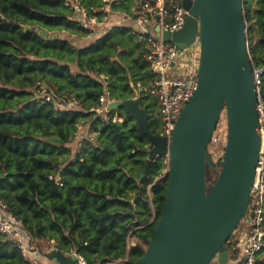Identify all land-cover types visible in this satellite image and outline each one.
Instances as JSON below:
<instances>
[{"label":"trees","instance_id":"1","mask_svg":"<svg viewBox=\"0 0 264 264\" xmlns=\"http://www.w3.org/2000/svg\"><path fill=\"white\" fill-rule=\"evenodd\" d=\"M79 1L87 8L102 6V0ZM136 1L141 0H120L113 9L130 13ZM243 10L249 54L262 66L264 0H243ZM62 32L91 33L70 19L66 0H0V203L21 221L30 245L46 242L63 253L82 255L87 264H136L165 205V157L152 161L141 179L152 146L136 120L123 108L104 117L94 109L104 95L116 101L138 95L151 132L159 135L158 100L138 89L153 78L145 45L128 25L113 27L82 47L61 37ZM38 82L57 99L74 97L80 107L60 111L36 100ZM261 97L264 102V75ZM81 125L94 136H83L78 149ZM222 161L207 167L206 175L217 171L207 192ZM244 224L245 218L238 227ZM130 236L139 242L129 246ZM34 263L38 257L26 259L0 233V264ZM257 264H264V247Z\"/></svg>","mask_w":264,"mask_h":264},{"label":"water","instance_id":"2","mask_svg":"<svg viewBox=\"0 0 264 264\" xmlns=\"http://www.w3.org/2000/svg\"><path fill=\"white\" fill-rule=\"evenodd\" d=\"M184 7L189 13L184 27L161 37L182 50L199 34L200 70L197 89L182 109L171 140L151 132L149 115L139 100L108 105L109 111L123 108L151 143L141 179L156 158L169 159L163 212L136 264H212L215 259L228 264L227 242L247 215L260 155L262 129L243 0H184ZM224 111L225 154L217 180L207 192L206 170L214 166L209 145ZM48 259L53 264L77 262L76 255L58 250L51 251Z\"/></svg>","mask_w":264,"mask_h":264},{"label":"built area","instance_id":"3","mask_svg":"<svg viewBox=\"0 0 264 264\" xmlns=\"http://www.w3.org/2000/svg\"><path fill=\"white\" fill-rule=\"evenodd\" d=\"M119 3L120 0H102L101 8L96 9L85 7L79 0H66L70 19L75 21L79 27L91 33L94 31V26L100 27L104 35L113 27L128 25L134 31L137 41L145 45L144 59L148 63V69L153 78L149 86L143 87L138 84V89L157 98L162 122L158 136L166 137L170 141L182 109L192 99L198 86L201 58L199 34L189 47L182 50L162 40L163 33L172 34L184 27L186 17L189 15L184 7V0L136 1L131 6L130 13L114 10L113 8ZM96 13H101V16H96ZM156 28H159L160 36ZM249 58L257 92V112L262 129V144L251 187L245 226L237 227L233 232L229 241L228 264H257L258 255L264 247V102L261 97L264 65L257 66L250 54ZM33 93L36 100L53 103L55 110L62 111L80 107L74 97L57 99L53 90L43 82L36 83ZM129 100H138V95ZM113 101L116 100H111L107 95L101 96L100 106L94 110L104 117V113L109 112V103ZM114 121L121 122L122 119L115 117ZM82 128V125L79 126V131ZM83 136L92 139L94 134H81L78 139V149L82 147ZM209 153L211 157L223 158L225 147L223 146L217 154L211 149ZM165 163L164 173L168 171L167 156ZM4 208L0 203V233L18 245L26 259L35 260L39 254L31 247L28 235L24 236L21 221L6 213ZM49 249L50 252L57 250L53 246ZM68 255H76V264H87L86 259L80 254Z\"/></svg>","mask_w":264,"mask_h":264},{"label":"rangeland","instance_id":"4","mask_svg":"<svg viewBox=\"0 0 264 264\" xmlns=\"http://www.w3.org/2000/svg\"><path fill=\"white\" fill-rule=\"evenodd\" d=\"M93 30L94 31L88 36H80V35H75V34L65 33V32L60 33V36L68 38L75 47H82V46L88 44L89 42L95 40L96 38L100 37L103 34V31L100 29V27L98 28V27L94 26ZM49 35L51 36L52 33H49ZM81 132H84V134H91L90 132H88V129L86 127L82 128ZM226 135H227V119H226V113L223 112V114L220 118V122L217 125L216 131L213 134V138H212V141L209 145V149L213 150L214 153L217 154V152L220 151V149L223 148V146L225 147ZM217 159H218L217 156L213 157L214 162H216ZM216 174H217V171L216 172L210 171L207 174L208 176L206 175V188L207 189L210 186L209 184H211L210 182H212V180ZM242 227H244V226H242ZM137 242H139V241L133 236H130L128 238V245L129 246H133ZM31 246L34 249H37L39 252L44 251V252H40L41 256H43V257L46 256V253L47 254L50 253V249H49L50 244H48L46 242H43L40 246H37L36 244H33ZM144 247L146 248V246H144ZM50 262H51L50 260L42 259L38 263H34V264H49ZM212 264H218V260L215 259Z\"/></svg>","mask_w":264,"mask_h":264},{"label":"crops","instance_id":"5","mask_svg":"<svg viewBox=\"0 0 264 264\" xmlns=\"http://www.w3.org/2000/svg\"><path fill=\"white\" fill-rule=\"evenodd\" d=\"M82 130V129H81ZM81 130L79 131V134H78V136L79 135H81L82 134V132H81ZM78 136H76V139H77V137ZM74 144V143H73ZM23 234H24V236H27V233L23 230ZM36 252L38 253L39 251L38 250H36ZM40 253V252H39ZM38 253V254H39ZM49 254V253H48ZM42 257V258H41ZM42 259H44V260H48V255L47 256H41V254H39V257H38V262L40 261V260H42ZM52 262V261H51Z\"/></svg>","mask_w":264,"mask_h":264}]
</instances>
